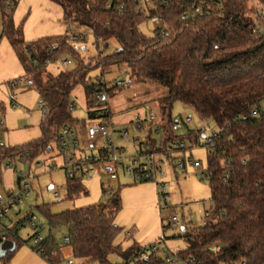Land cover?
Returning a JSON list of instances; mask_svg holds the SVG:
<instances>
[{"label":"trees","instance_id":"16d2710c","mask_svg":"<svg viewBox=\"0 0 264 264\" xmlns=\"http://www.w3.org/2000/svg\"><path fill=\"white\" fill-rule=\"evenodd\" d=\"M52 1L62 7L67 23L91 29L97 42L119 43L115 53L103 57L98 65L125 63L131 83L167 88L166 95L158 100L164 130L160 148L155 141H148L156 152L168 149L177 140L194 137L172 128L175 102L190 106L204 119H213L222 131L213 148L208 149L206 168H201L209 176L213 207L203 226L189 232L188 227H183L176 236L187 244L176 252L179 262L264 264V120L252 116L253 108L264 99V32L256 33V23L247 15L251 1H211L210 17L184 20L183 14L190 11L189 0H169L166 4L158 0L148 9L149 16L163 18L162 27L153 37L140 31L139 25L147 17L137 13L140 4L133 0ZM260 2L264 4V0ZM15 4L14 0H0L4 35L18 55L28 85L38 91L44 106L41 137L23 146L0 148L1 160L27 151L32 152L34 159L48 151L51 144L59 143L66 126L76 129L79 121L73 117L72 91L77 85L85 87L91 119L97 117L89 109L96 88L105 98L108 94L101 78L87 82L95 62H79L75 70L44 81L49 62L68 50L75 51L67 36L27 43L22 28L14 24ZM3 110L0 103V113ZM67 188L69 198L87 193L78 178L67 179ZM122 206L119 189L106 203L59 214H52L49 205L37 207L33 213L48 219L47 245L31 248L49 264H62L63 253L56 239V233L62 231L81 263L112 264L109 256L120 254L119 264H129L130 256L141 246L135 244L123 252L122 245L115 243L122 232L115 221ZM28 217L19 221L8 235L9 240L17 243V250L21 245L18 231ZM13 254L0 260L10 264ZM136 264L166 263L150 254Z\"/></svg>","mask_w":264,"mask_h":264},{"label":"rangeland","instance_id":"374dc122","mask_svg":"<svg viewBox=\"0 0 264 264\" xmlns=\"http://www.w3.org/2000/svg\"><path fill=\"white\" fill-rule=\"evenodd\" d=\"M14 1L16 2L13 15L14 24L22 28L27 43L46 37H65L72 25L79 28L84 40L75 44L68 43L76 55L68 50L54 61L49 62L43 79L47 81L62 72H71L76 69L79 62L85 64L95 62L96 67L89 71L87 82L93 83L101 78L105 83V89L108 91L105 103L109 107L115 131L113 133L114 145L118 148L125 147V153L121 154L122 157L133 154L134 152H131L134 149L135 140L142 142L149 131L147 124L144 125L143 130H137L136 118L139 116L145 120L149 110H154L160 118L158 100L166 95L167 88L157 84L131 83V77L126 76L129 66L125 63L98 65L97 63L103 57L115 53L119 48V43L116 40L106 43L97 42L91 29L76 23H67L63 9L58 3L52 0ZM259 3L255 6L250 2L247 15L251 19L255 20ZM261 5L259 7L262 9ZM144 15L147 16V14ZM161 27V24L151 23L147 19L139 25L140 31L148 37H153L156 30ZM123 78L127 79L126 85L118 86L117 82ZM17 80H22L23 84L12 89L11 82ZM72 99L76 104L73 117L79 121L77 130L79 133L83 130V135L85 125H89L92 120L88 116V99L83 84L74 88ZM40 102L38 91L28 85L18 55L8 37L4 35L3 13L0 9V103L4 108L0 113V120L4 121L3 125H0V139L7 147L23 146L41 137L40 122L43 111ZM14 105H16L15 108ZM171 115L173 118L191 115L194 119L192 127L198 130L205 127L203 133L207 137L219 132L213 119L202 118L190 106L181 102L174 103ZM124 129L129 130L131 142L128 144H125L121 138L120 131ZM81 141L83 150L90 154H96L106 143L105 140L96 139L92 146L87 138ZM201 142L202 147L193 149L191 148L192 143L188 142L189 150L183 153L182 157H192L200 161L203 168H206L208 149L203 146L205 139H201ZM51 148L49 152L36 157V160L42 164L39 168L21 163H17L15 170L2 167L0 192L4 195L9 191L20 192L18 185L20 171L28 179L31 190L30 196L23 195V204L11 211L9 218L6 219V224L11 228L15 223L24 220L32 210L36 211L37 207L43 205H49L52 214H59L67 210L106 203L111 196L104 193V188L112 186L116 192L121 189L123 206L115 221L122 228V232L115 243L122 245L123 252L135 244L145 246L163 238L167 246L177 252L187 246L184 239L176 237L182 232L181 228L188 227L189 232L195 227L203 226L207 212L213 207L210 183L201 175L202 169L187 166L184 172H177L167 160L164 165L166 176L163 179L168 184L169 206L160 203L156 182H134L124 170H120L118 177L112 180L107 168L114 166L113 162H108L103 166H86L85 169L94 170L89 179L83 180L87 193L69 198L64 158L55 144H51ZM5 163L7 164L6 161ZM58 191L60 195L56 197L55 193ZM38 216L47 227L44 232L46 236L49 229L48 219L40 214ZM173 217H177L180 222L177 228L169 226L170 219ZM164 227L167 228L165 231ZM35 233V229L28 224L24 223L20 227L18 237L21 245L14 252L10 264H49L31 248ZM64 237L62 231L56 233L57 242L63 253L62 264H67L70 260L75 264H80V260L74 257L71 247L64 243ZM109 260L112 264H119L122 262V256L111 254ZM0 264H3L2 260Z\"/></svg>","mask_w":264,"mask_h":264},{"label":"built area","instance_id":"2783aa9c","mask_svg":"<svg viewBox=\"0 0 264 264\" xmlns=\"http://www.w3.org/2000/svg\"><path fill=\"white\" fill-rule=\"evenodd\" d=\"M118 2L123 0H117ZM140 4V8L137 9L138 14H147V20L154 24H163V18L161 15L149 16L148 9H150L158 0H133ZM211 1H221V0H189L190 11L185 12L182 16L184 20L192 17L194 20L199 17H210L212 12L210 9ZM255 6L260 2L259 0H250ZM166 4L169 0H163ZM261 3V2H260ZM259 3V6L262 4ZM203 5V6H201ZM111 7V4H108ZM184 6V5H183ZM258 6L256 8L255 23H256V33L264 32V4L262 9ZM10 7V6H7ZM144 9V10H143ZM158 30V29H157ZM156 30V31H157ZM68 42L75 44L76 42H81L84 40L83 34L80 32L78 27L74 25L67 32ZM29 55V53H27ZM35 63V62H34ZM129 72L126 76H129ZM127 79L123 78L117 82L118 86L126 85ZM23 84L22 80H17L11 82L12 89H16ZM41 108H43L44 103L41 100ZM16 105H14V108ZM76 104H73V108ZM91 112L96 113V118L92 119L89 125H85V136L89 140L92 146L96 139L105 140V146L101 147L96 154H90L85 152L82 148V141L79 131L69 126H66L62 132L59 143L56 145L60 155L63 156L65 165L64 169L66 172L67 179L78 178L83 182L84 179H89L91 174L94 172L93 169H85L86 166L90 165H105L108 162H113L114 166L107 168V172L112 180L117 178V174L120 170L128 175V177L134 182H147L153 181L157 183L158 194L160 197V203L166 206L170 205L168 184L164 181L166 176L164 165L167 161H170L171 166L177 170L184 172L187 166H193L196 169L202 168V163L200 161L194 160V158H184L183 153H186L188 148V142L192 143L191 148L202 147L201 139H205L203 146L207 149L213 148L216 141L221 137L222 131L207 137L203 133L204 128L195 129L192 127L194 119L191 115L184 117H175L172 120V128L174 131L183 134H192L194 137L192 139H181L170 144L168 149L157 151L154 150L148 141L153 140L157 144V148H160V143L164 135V130L161 125V121L154 110H149L146 114V119L142 120L139 116L135 120L136 129L141 131L144 129V125H148L147 137L143 142L140 143V148L133 155L122 157L121 154L125 153V147L118 148L114 145L113 133L114 125L111 121V113L109 107L105 103V97L102 94L100 88H96L95 97L93 105L89 108ZM252 116L258 117L264 120V99L260 105H256L252 110ZM3 120H0V125H3ZM121 138H123L125 144L131 142L129 138V130L124 129L120 131ZM160 139V141H159ZM0 148H7L2 139H0ZM51 147H49V152ZM45 152V153H46ZM32 152L27 151L25 153L17 155L15 158L0 159V178L2 175V167L6 169L15 170L17 163L30 164L31 166L39 168L42 164L39 163L36 158L31 159ZM7 162V164L5 163ZM202 176L206 179L209 178L207 173H203ZM228 178V177H227ZM18 185L20 188L19 193L9 191L6 195L0 192V247L1 245L8 241V235L14 229L15 223L11 228L6 224V219L9 218L11 211L17 209L18 206L22 205L24 202L23 195L29 197L31 190L29 189L28 179L24 177V174L20 171L18 177ZM115 189L112 186L105 187L104 193L107 196H113ZM60 195L59 191L55 193V196ZM32 210L26 219L25 224L35 229V236L32 238V246L37 249H42L47 245L45 230L47 229L44 221L38 216L37 213H33ZM27 215V216H28ZM169 226L177 228L180 226V222L177 217L170 219ZM131 233V232H130ZM68 238L64 239V243L68 244ZM150 254H156L161 257L166 264H182L179 262L176 251L171 250L167 244L165 238L157 240L149 245L141 246V249L134 252L128 262L129 264H136L137 262H143ZM67 264H75L74 261L70 260ZM80 264H94V263H80ZM244 264V263H242Z\"/></svg>","mask_w":264,"mask_h":264},{"label":"water","instance_id":"95a60500","mask_svg":"<svg viewBox=\"0 0 264 264\" xmlns=\"http://www.w3.org/2000/svg\"><path fill=\"white\" fill-rule=\"evenodd\" d=\"M52 189V187L50 188ZM184 230V228L182 229ZM17 250V243L11 240L4 242L0 247V258H5L8 254L14 253Z\"/></svg>","mask_w":264,"mask_h":264},{"label":"crops","instance_id":"0c3cea01","mask_svg":"<svg viewBox=\"0 0 264 264\" xmlns=\"http://www.w3.org/2000/svg\"><path fill=\"white\" fill-rule=\"evenodd\" d=\"M82 132H83V130H82ZM82 132H80L81 133V139H83L84 141H85V138H86V136H85V133L82 135ZM145 140V139H144ZM143 140V141H144ZM142 141V140H141ZM142 141V142H143ZM133 146H134V149L132 150V152L131 153H133V154H135L136 152H137V150L140 148V143L138 142V140H135V142H134V144H133ZM133 154H131V155H133ZM178 172V171H177Z\"/></svg>","mask_w":264,"mask_h":264}]
</instances>
